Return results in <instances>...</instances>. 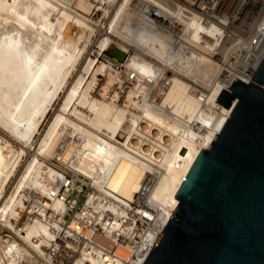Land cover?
Wrapping results in <instances>:
<instances>
[{"label":"bare ground","instance_id":"6f19581e","mask_svg":"<svg viewBox=\"0 0 264 264\" xmlns=\"http://www.w3.org/2000/svg\"><path fill=\"white\" fill-rule=\"evenodd\" d=\"M130 1L124 0L113 19L108 20L107 33L100 31L106 35L99 44L101 50H106L115 41L125 51H134L126 62L124 77L116 79L112 73L107 75L108 67L100 65L84 90L82 79H79L68 92L60 111L38 143L39 157L46 155L50 159H41L44 164L36 159L30 161L17 189L15 187V196L7 202L15 192L11 190L6 205L3 204L6 212L0 203V217L9 227H13L12 219L23 207V192L55 200L50 180L56 177L57 171L51 159L93 178L98 185L112 159L118 157L109 185L131 198L140 183L147 180L152 183L149 198L156 204L159 236L178 204L174 195L183 176L201 148H208L215 134H219L236 104V98L228 108L215 102L220 91H229L234 78L244 83L251 81L264 57V29L258 31L253 43L251 33L245 49L252 46L247 51L243 49L242 58L236 64H230L228 52L225 54L223 50H215L216 53L207 57L202 54L186 57L188 48L183 41L190 42L192 34L201 35L200 31H195V23L200 22L201 30L210 33L214 31L212 26L201 21L226 16L223 21L232 22H224L223 29H227L235 22L227 15L234 7L217 16L214 11H200L203 18L190 13L191 19H185L184 9L177 6L176 12L170 11L166 2L155 8L138 0V9L133 7L136 11L129 13ZM194 2L201 5L199 0ZM255 5L251 3V6ZM65 6L61 0H0V125L18 139L35 130L46 102L64 83L79 43L95 29L87 19L68 11ZM74 7L88 14L92 0H75ZM261 24L264 26V20ZM173 35L178 36L179 48L170 67H178L184 76H195L204 82L214 79L209 96L204 100L214 113L211 121L202 119V127H198L189 112L193 100L185 94L188 89L185 84L177 79L171 81L166 72L153 81L160 73V65L152 63L148 56L158 61L167 59L166 55L176 45ZM216 55L220 57L216 59L217 63L211 60ZM91 68L90 62L86 71ZM162 68L167 70L168 67ZM222 69L230 74L224 80L218 79ZM144 81L150 85L149 100ZM93 87L95 91L90 95ZM158 109H169L178 117L185 115L184 121H171ZM121 131L126 139L118 143L116 139ZM67 136L72 138L71 142L61 146ZM9 154L0 146L2 184L8 181L15 168L12 166L10 172L7 170ZM31 233L32 227H28L23 237L27 240Z\"/></svg>","mask_w":264,"mask_h":264},{"label":"water","instance_id":"95a60500","mask_svg":"<svg viewBox=\"0 0 264 264\" xmlns=\"http://www.w3.org/2000/svg\"><path fill=\"white\" fill-rule=\"evenodd\" d=\"M215 102L236 104L199 151L143 264H264V57Z\"/></svg>","mask_w":264,"mask_h":264},{"label":"built area","instance_id":"2783aa9c","mask_svg":"<svg viewBox=\"0 0 264 264\" xmlns=\"http://www.w3.org/2000/svg\"><path fill=\"white\" fill-rule=\"evenodd\" d=\"M215 1L223 10L234 7L227 15L242 21L259 16L256 9L264 5V0ZM124 139L120 132L116 142ZM71 140L67 136L60 145ZM118 160L112 159L98 185L56 160L57 175L50 180L55 200L23 192L13 227L0 217V264H143L158 238L152 183H140L131 198L122 195L109 185Z\"/></svg>","mask_w":264,"mask_h":264},{"label":"rangeland","instance_id":"374dc122","mask_svg":"<svg viewBox=\"0 0 264 264\" xmlns=\"http://www.w3.org/2000/svg\"><path fill=\"white\" fill-rule=\"evenodd\" d=\"M54 1V0H52ZM74 1L75 0H61L62 3H65V7H67V10L76 13V15H80L87 19L91 24L95 26V29L93 33L90 36H86L78 45L76 49L75 58L73 60V64L70 67V69L67 72L66 78L62 86L59 87V90L53 95L48 101L46 102L44 108L41 111L39 121L35 127V130L28 134L23 139H18L15 136H13L11 133L8 132V130H5L0 125V146L6 150V152L9 154V164H8V172H10L14 167V172L11 174V176L8 178V181L6 183L2 184L0 182V203L1 205L5 204L10 201V198H13L16 194L15 187L18 185L19 180L24 173V170L32 161L33 159L40 163L44 164L43 160H48L49 157L46 155L41 156L39 153H37L38 149V143L42 139L45 131L47 130L49 124L54 119V116L60 111V108L64 102V99L66 98L68 92L72 90L74 85L79 79H82V90L87 86L89 81H91V78L96 71L95 69L98 68V66H106L108 69L105 73L110 74L112 73L113 76L118 79L124 77V70L126 62L129 58V56H132L134 51L132 49L124 50L121 48V46L118 45L115 41L110 43V46L106 50H101L99 47L100 42L106 38V35L104 33H101L104 31L107 33V22L108 20H112L113 16L116 13V10L121 6L124 0H103L102 2H98L97 0H92V7L90 12L87 14L85 12H82L74 7ZM137 1L138 0H131L129 2V13H132L134 10L136 11L137 8ZM141 1V0H140ZM162 1V2H161ZM141 2H144L148 6L152 7H159L162 6L163 3L168 4V8H170V11L176 12V10L179 8L184 9V13L182 14L183 18L185 19H191L192 14H196L200 17L202 13L200 11L204 12H210L214 11V16H217L222 11H228L231 10L233 7L231 5L226 6V10H223V8H220V4L217 3L215 0H202L201 5L194 2V0H143ZM159 2V4H157ZM54 3V2H53ZM148 3V4H147ZM165 3V4H166ZM55 4H58V2L55 1ZM60 5V3H59ZM196 5V6H195ZM178 6V8H177ZM194 6V7H193ZM215 6V8H213ZM136 7V9L134 8ZM177 8V9H175ZM259 12V16L253 17L248 20H235L234 24L228 27L227 29H223L224 26V18L226 16L216 17V18H208V21H201L206 22L207 24L211 25L214 29L213 32L207 33L201 30V24L200 22H197L196 30L201 35L198 36V33L192 34L190 42H184L186 45L185 47L188 48L186 50V57L192 55H203L204 57H207L211 53H216L215 50H218L221 52L222 50L225 52V54L228 52V58H230V64H236L240 58H242L240 55H242V52L247 51L250 49L252 44L249 46L248 49H245L248 45V38H250L251 33L253 34L252 41H254V37L258 35V31L261 29H264V26L261 24L263 23V16H264V5H261L258 9H256ZM188 11L189 13H186ZM226 11V12H227ZM115 12V13H114ZM138 14V12H137ZM185 15V17H184ZM190 17H189V16ZM226 15V13L224 14ZM136 19H140L139 16L135 15ZM187 16V17H186ZM200 17H197L198 19ZM251 16H248L250 18ZM203 18V17H202ZM201 20V19H200ZM227 20V19H225ZM226 23V22H225ZM232 24V22H228L226 24ZM194 26V27H195ZM223 29V30H221ZM252 29V31H250ZM224 32V34H223ZM176 33V32H175ZM223 34V35H222ZM174 39L176 41V45L172 47L169 54L166 55L165 60L158 61L154 58L149 57V59L152 61V63H157L160 66L158 67L160 70V73H158L154 78L153 81H155L158 78V75L161 73L166 72V77L171 78V81L174 79H177L179 82L185 84L188 89H186V93L188 96L192 97L193 105L192 109H190V114L195 121L198 123V127H202L204 125L203 118L211 121L212 120V114L214 113L212 108L208 106L206 103L205 98L208 97L210 89L213 85L214 79L210 80L209 82H204L201 79L196 78L195 76H184L181 74L183 70L176 67L179 71L178 76L175 77V71L176 68H171L170 66H173V63L171 60H173V57L175 53L177 52V49L179 48L178 43V36L173 35ZM257 38V37H256ZM182 43V42H181ZM182 43V44H183ZM130 48V47H128ZM235 49V51H234ZM244 49V50H243ZM232 51V52H231ZM218 54V53H217ZM230 54V55H229ZM234 55V56H232ZM239 57V58H238ZM220 57L218 55L214 56V58H211V60L215 63L216 59H219ZM148 59V60H149ZM149 60V61H150ZM109 61L110 63H108ZM92 63V68L89 71H86V67L89 63ZM107 62V63H106ZM220 65V63H218ZM162 66L168 67L167 70H163ZM221 66V65H220ZM95 70V71H94ZM105 71V70H104ZM181 71V72H180ZM104 73V74H105ZM246 74V73H245ZM229 72L225 69H222L220 74L218 75V79L224 80L229 76ZM102 76V75H100ZM238 77V76H237ZM251 77V76H250ZM97 79H102V77H98ZM238 79V78H237ZM144 85L148 87L147 89V99L149 100L148 91L150 89V85L147 84V82L144 81ZM95 91L94 87L92 90H90V95H93V92ZM111 91V90H108ZM194 91V92H193ZM193 92V93H192ZM194 94L195 96L191 95ZM112 95V94H111ZM109 97V96H108ZM190 106V107H191ZM219 107H221L219 105ZM223 108V107H222ZM159 110V109H158ZM162 111V114L168 118L171 121H176L182 123L184 121V116H176L174 112H172L169 109L159 110ZM218 112L219 110L216 109ZM123 132V131H121ZM126 139V135H125ZM124 139V140H125ZM117 140V139H116ZM9 151V152H8ZM16 155V156H15ZM11 156V158H10ZM20 157V158H19ZM37 157V158H36ZM50 159V158H49ZM53 167L55 165H58L56 162V159H51ZM18 161V163H17ZM17 166H16V165ZM13 166V168H12ZM50 166V165H47ZM4 185V186H3ZM4 189H3V188ZM2 189V191H1ZM17 189V187H16ZM14 192L13 195L7 199L8 194L11 192ZM25 191V190H23ZM7 199V202H6ZM6 202V203H5ZM5 205H3L4 211L6 212Z\"/></svg>","mask_w":264,"mask_h":264}]
</instances>
